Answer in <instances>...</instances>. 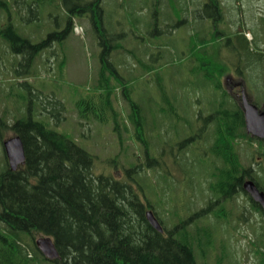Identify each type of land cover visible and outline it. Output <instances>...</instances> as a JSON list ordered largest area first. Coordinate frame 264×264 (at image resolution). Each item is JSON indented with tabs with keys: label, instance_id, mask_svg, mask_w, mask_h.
Here are the masks:
<instances>
[{
	"label": "rangeland",
	"instance_id": "rangeland-1",
	"mask_svg": "<svg viewBox=\"0 0 264 264\" xmlns=\"http://www.w3.org/2000/svg\"><path fill=\"white\" fill-rule=\"evenodd\" d=\"M15 1L18 2H11L9 14L0 9V26L10 15L17 32L32 42H39L49 32L59 31L66 25V11L59 1L42 5L36 17L27 11L26 5L19 10L20 5ZM220 2L223 20L218 16L215 24L211 17L214 10L205 8L208 0H102L105 38L120 45L119 50L111 53L109 63L113 69L110 70V66L106 70L110 86L116 88L110 97V108H105L102 102L106 90L100 87L98 79L103 48L87 19H76L73 32L62 41H53L32 65L24 62L22 56L13 55L0 38V112L11 124L28 115L27 106L31 100L34 120L50 117L55 122L58 120L57 125L51 120L56 131L67 135L95 156L96 174L109 173L121 178L124 176L121 166L139 165L135 179L153 206L157 196L163 199L151 209L167 225L182 219L178 226H188L194 235L198 229L214 228L217 249L210 253L208 262H214L220 253L218 246L222 243L228 262L260 264L258 252L264 253V234L259 240V215L252 212L244 218L240 213V205L248 197L241 193L240 197L237 195L234 200L227 201L224 211L229 218L215 224L212 216L200 213L207 206L205 194L200 195L198 182L183 176L175 164L166 161L169 158L165 154L159 153L165 144L175 148L178 142L181 154L186 151L187 156H202L206 143L203 137L213 124L208 116L218 104L213 107L207 105L214 91L202 85V75L195 69L198 62L192 55L203 58L212 54L213 34L221 38L219 55L227 65L228 74H238L239 71L243 74L244 68L253 63L248 65L247 61L253 52L239 48L238 28L250 42L251 49L256 51L255 45L264 49V0ZM215 28L217 32L213 33ZM202 39L204 43H201ZM191 43L195 46L193 51ZM19 62L21 67H18ZM257 63L245 74L243 87L245 93L260 104L264 99V60ZM124 86H127L126 93L131 99L142 107L147 141L153 140L150 149H157L150 156L156 160L146 162L142 148L129 133L123 135L122 145L118 143L113 128L129 123L126 116L130 106L122 96ZM236 93L238 90L231 95L234 97ZM79 105L83 111L82 119L78 116ZM187 122L194 126L192 130L186 127ZM209 134H212L211 130ZM14 136L11 130H4L0 139L5 141ZM262 148L257 140L253 141L250 146L253 154L245 153L243 162L251 164L255 179L264 188ZM3 161L0 142V165ZM168 163L175 183L168 182L172 187V191L167 193L170 196L158 193L164 187L160 179L165 170L162 166ZM213 204V209L219 205ZM196 213L198 215H194Z\"/></svg>",
	"mask_w": 264,
	"mask_h": 264
},
{
	"label": "trees",
	"instance_id": "trees-1",
	"mask_svg": "<svg viewBox=\"0 0 264 264\" xmlns=\"http://www.w3.org/2000/svg\"><path fill=\"white\" fill-rule=\"evenodd\" d=\"M58 1L66 11L63 29L49 32L39 42H32L17 32L8 15L7 21L0 26V38L13 55L22 56L24 62L32 65L53 41H62L72 32L74 20L87 19L103 48L98 79L100 87L106 90L102 102L105 108H110V97L116 88L110 86L106 70L111 66V53L119 50L120 45L112 44L110 42L113 40L105 38L102 0H18L14 3L20 5V8L16 6L19 10L26 5L27 11L36 17L42 5ZM11 2L0 0V9L9 14ZM207 7L214 10L215 14L211 17L217 24L216 18H222L223 14L220 0H208L205 4ZM214 32H217V28ZM236 36L240 40V50L253 52L250 54L252 58L247 60L248 65L253 63L244 68L243 74L238 72L244 78L252 67L258 65L257 62H263L264 49L256 45V51L251 49L240 30ZM212 39V54H206L203 58L194 53L192 55L198 62L195 69L202 75V85L214 91L207 105L213 107L218 104L208 116L209 122L213 123L209 128L212 134L208 135V130L203 137L206 143L202 156H187L186 151L181 154L178 142L175 148L165 144L159 153L165 154L169 158L166 161L175 164L183 176L192 177L198 182L200 195L204 193L207 206L210 205L205 214L219 223L229 218L224 211L225 203L234 200L237 195L240 197L244 180L251 179L261 190L264 191V188L255 179L251 164L243 162L245 153L253 154L250 146L256 139L245 133L242 111L234 101H229L230 96L224 91L221 77L227 72V65L219 55L221 38L213 34ZM200 41L205 42L204 39ZM191 48L192 51L195 48L193 43ZM21 66L19 62L18 67ZM14 71L18 72L17 69ZM126 90L127 86H124L122 96L130 106L126 116L129 123H124L123 127L117 125L112 130L120 145L124 143L123 135L129 133L142 148L146 162L156 160L150 156L157 149H150L153 140L147 141L142 107L131 99ZM31 104L30 100L28 115L11 124L0 112V136L2 131L11 130L21 139L25 153L24 163L16 170L6 165L0 169V264H236L227 261L222 243L218 246L220 253L214 262H208L210 253L217 249L215 229L212 227L202 231L198 229L194 235L187 229L188 226H178L182 219L169 226L158 216L163 232L155 230L146 220L145 208H154L163 199L157 196L154 206L147 199L143 187L135 179L139 165L132 164L128 168L121 166L124 173L121 178L109 173L96 174L95 156L67 135L56 131L51 117L34 120ZM80 108L79 105L77 111L82 119L83 111ZM62 109L64 111V107ZM56 122L54 120L55 125L58 124ZM186 127L192 130L194 126L187 122ZM258 143L264 152V142ZM166 161L163 160L164 164ZM169 168V163L162 166L165 170L160 179L164 187L158 193L172 191L168 182L175 183ZM213 203H219L218 210L211 208V205L215 206ZM36 236L51 238L58 258L46 259L35 245Z\"/></svg>",
	"mask_w": 264,
	"mask_h": 264
},
{
	"label": "water",
	"instance_id": "water-1",
	"mask_svg": "<svg viewBox=\"0 0 264 264\" xmlns=\"http://www.w3.org/2000/svg\"><path fill=\"white\" fill-rule=\"evenodd\" d=\"M241 110L244 119V127L247 134L252 137L264 139V104L259 110L246 96L241 92ZM3 149L7 158V162L11 170H16L17 166L25 160L24 148L21 139L18 136L7 139L3 142ZM242 188L249 196L264 209V192L260 191L252 180H246L242 184ZM147 222L158 232L163 229L153 215L152 211L145 213ZM35 245L42 255L49 260L58 258V252L54 243L49 237H40L35 240Z\"/></svg>",
	"mask_w": 264,
	"mask_h": 264
},
{
	"label": "flooded vegetation",
	"instance_id": "flooded-vegetation-1",
	"mask_svg": "<svg viewBox=\"0 0 264 264\" xmlns=\"http://www.w3.org/2000/svg\"><path fill=\"white\" fill-rule=\"evenodd\" d=\"M222 76H224L223 86H224V88L229 90V91H227L229 94L231 92L233 93L235 90H238V93H240V91L242 89H244V87L241 83V80L238 77L233 76L231 74H224ZM238 93L235 94L236 97H237ZM263 103H264V99L260 103V106ZM5 165L8 166V168H10L7 160L4 157V161H3L2 165H0V169H2ZM240 210H241L240 213L244 216V218L246 217L247 214L252 213V212L254 214L259 215V217H258L259 219L257 222L259 224L260 230L258 231V233H259L258 235L263 236V234H264V209L261 207V205L255 201L251 200V199H248L247 201L242 202V204L240 205ZM258 254L260 256V264H264V253H263V251H259Z\"/></svg>",
	"mask_w": 264,
	"mask_h": 264
}]
</instances>
